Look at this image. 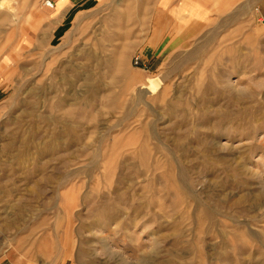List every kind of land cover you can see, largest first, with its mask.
I'll list each match as a JSON object with an SVG mask.
<instances>
[{
  "label": "rangeland",
  "instance_id": "rangeland-1",
  "mask_svg": "<svg viewBox=\"0 0 264 264\" xmlns=\"http://www.w3.org/2000/svg\"><path fill=\"white\" fill-rule=\"evenodd\" d=\"M52 1L0 0V264H264V0Z\"/></svg>",
  "mask_w": 264,
  "mask_h": 264
},
{
  "label": "bare ground",
  "instance_id": "bare-ground-1",
  "mask_svg": "<svg viewBox=\"0 0 264 264\" xmlns=\"http://www.w3.org/2000/svg\"><path fill=\"white\" fill-rule=\"evenodd\" d=\"M45 4L47 5V0H46V2H45ZM48 6V5H47ZM49 7V6H48ZM50 8V7H49ZM53 8H55V4H54V6H53ZM52 8V9H53ZM162 84H164L163 83V79H158V78H155V79H153V80H151L150 81V85H151V87L153 88V90H155V91H157V90H159L161 87H162ZM32 95H35L34 94V92H32V94H31V96ZM33 98V97H32ZM63 105V103H62V99H60L56 104H55V108H60V106H62ZM30 113V112H29ZM51 119V118H50ZM53 119H55V120H57L58 118L56 117V118H53ZM52 120V119H51ZM57 122H58V120H57ZM70 125H72V124H70ZM65 131V130H64ZM62 132H63V130H62ZM57 133V132H56ZM59 134V133H58ZM67 134V133H66ZM72 138V137H71ZM72 145V144H71ZM95 223H96V221H94V224L93 225H95ZM98 227V226H97ZM95 249H93V250H90L89 248H86V247H80V249H79V253H78V262H82L83 260H84V258L85 257H87L88 255H90V254H92V252L95 250V252H97V248L96 247H94ZM76 257V256H75ZM21 258V257H20ZM25 259V258H24ZM17 264V263H16Z\"/></svg>",
  "mask_w": 264,
  "mask_h": 264
},
{
  "label": "crops",
  "instance_id": "crops-1",
  "mask_svg": "<svg viewBox=\"0 0 264 264\" xmlns=\"http://www.w3.org/2000/svg\"><path fill=\"white\" fill-rule=\"evenodd\" d=\"M55 1H56V5H59L62 10L65 9L66 5H68L70 3H71L72 8H76V5H77V8H78V4H84L85 3L83 0H55ZM153 34H155V29H153ZM263 198H264V195H263Z\"/></svg>",
  "mask_w": 264,
  "mask_h": 264
},
{
  "label": "built area",
  "instance_id": "built-area-1",
  "mask_svg": "<svg viewBox=\"0 0 264 264\" xmlns=\"http://www.w3.org/2000/svg\"><path fill=\"white\" fill-rule=\"evenodd\" d=\"M55 2L52 1V0H47V5L50 7V8H53Z\"/></svg>",
  "mask_w": 264,
  "mask_h": 264
}]
</instances>
